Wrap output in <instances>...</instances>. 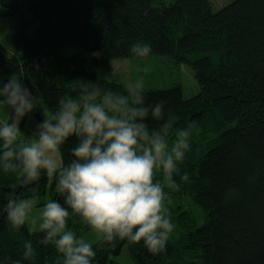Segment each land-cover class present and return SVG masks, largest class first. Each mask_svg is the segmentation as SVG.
<instances>
[{
  "label": "trees",
  "instance_id": "1",
  "mask_svg": "<svg viewBox=\"0 0 264 264\" xmlns=\"http://www.w3.org/2000/svg\"><path fill=\"white\" fill-rule=\"evenodd\" d=\"M26 5L27 13L24 9ZM0 0V17L24 21L16 35L19 55L0 50V80L17 73L24 85L41 99V106L55 110L61 95L78 96L72 81L94 82L111 73L113 61L132 59L130 46L150 43L152 54L185 64L194 72L201 92L187 97L181 84L166 89L145 87L146 103H164L175 128L195 122L191 149L178 165L181 194L189 196L205 213L206 223L195 227L189 211L177 221L182 237L166 251L152 254L142 245L117 239L94 245L92 264H114L124 245L136 264H264V0H232L216 8L211 0ZM33 19L35 32L28 31ZM123 43H117L118 41ZM67 47L81 52L69 54ZM103 55L96 58L94 52ZM134 58V57H133ZM112 62V63H111ZM91 63V65H89ZM5 83L8 80H4ZM114 92L126 86L113 76ZM32 114L43 120L39 109ZM163 121L149 116L150 129ZM78 143L70 138L62 148L66 162ZM63 197L44 174L38 184L23 186L13 173L0 169V193L15 190L20 198L44 194ZM71 213V209H69ZM84 223L70 215L67 225ZM90 229V227L85 224ZM44 233L10 229L6 200L0 196V258L21 264H55L58 254L40 243ZM31 240L34 260H22L23 241Z\"/></svg>",
  "mask_w": 264,
  "mask_h": 264
},
{
  "label": "clouds",
  "instance_id": "2",
  "mask_svg": "<svg viewBox=\"0 0 264 264\" xmlns=\"http://www.w3.org/2000/svg\"><path fill=\"white\" fill-rule=\"evenodd\" d=\"M129 51L133 57L147 58L152 46L137 41ZM92 55L99 58L103 53ZM114 75L113 69L97 82L72 81L73 86L78 85L79 95H61L55 110L42 107L40 97L17 76L7 83L0 80V105L11 113L9 120L0 123V169L15 174L23 186L38 184L44 174L63 197V203L49 199L37 223L32 198H20L15 190L0 193L6 200L7 220L14 233L29 223L44 233L40 243L55 248V264H92L94 245L117 239L159 254L166 251L174 231L167 207L170 192L165 189L179 188L178 165L191 149L195 122L175 128L171 110L165 118L163 102L146 103L142 78L130 81L126 94H119L107 87ZM36 109L44 118L22 141L21 121ZM149 116L163 122L150 129ZM72 137L78 143L69 150L72 158L66 162L62 148ZM157 172L162 173L160 181L154 179ZM180 178L187 181V173ZM70 215L90 227L94 241L78 237L68 228ZM35 257L32 241L24 240L22 260ZM8 260L0 258V264H8ZM11 264H21V260H11Z\"/></svg>",
  "mask_w": 264,
  "mask_h": 264
},
{
  "label": "rangeland",
  "instance_id": "3",
  "mask_svg": "<svg viewBox=\"0 0 264 264\" xmlns=\"http://www.w3.org/2000/svg\"><path fill=\"white\" fill-rule=\"evenodd\" d=\"M216 8H222L229 4L232 0H211ZM24 4V0H21ZM25 5V4H24ZM24 9L27 13L26 5ZM26 20L32 25L28 31L32 35L35 32V25L32 24L33 19L26 16ZM24 25V21L18 17H0V50L9 57L19 55L16 47V35ZM66 51L69 54H77L81 52L78 47H67ZM91 65V63H89ZM92 66V65H91ZM147 68V71H144ZM115 71V79L119 83H123L126 87L130 81L136 79H143L145 81V87L150 89H166L177 83L181 84L187 97L198 95L201 92L200 86H198L197 80L194 76V72L191 67L185 64H175L170 58L162 56H149L147 58L132 57V59L115 60L112 63L111 71ZM13 75L21 79L24 84V78L17 73L4 74V80H9ZM106 74H100L98 77H102ZM97 77V79H98ZM97 79L94 82H97ZM103 86V80H100ZM10 110L3 105H0V123L10 119ZM41 120L35 117L32 113L26 116L20 124L21 131L25 136L22 137V141L30 137L36 130V125ZM156 181L162 180V173L157 172L154 178ZM178 184V182H177ZM179 185V184H178ZM166 192H170V202H167L168 211L172 223L174 224V231L171 234L170 241L179 244L182 237L181 226L177 221V217L183 213V211H189L191 218L196 222L195 227H202L206 223L205 213L194 201L186 194H181L182 189L180 187L176 191H170L167 188ZM54 194L51 189L48 188L44 194L31 197L35 201L36 207L33 210L32 215L37 219L39 223V213L43 208V205L49 200H53ZM86 223L74 225V227H68L70 230L76 233L78 237L83 236L89 241H94L95 237L91 229L85 226ZM27 227L32 229L33 232H37L35 228L29 223ZM114 264H136L134 256L131 255L130 247L125 244L119 256L114 258Z\"/></svg>",
  "mask_w": 264,
  "mask_h": 264
}]
</instances>
